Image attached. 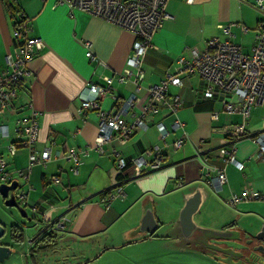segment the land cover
<instances>
[{"label":"crops","instance_id":"crops-1","mask_svg":"<svg viewBox=\"0 0 264 264\" xmlns=\"http://www.w3.org/2000/svg\"><path fill=\"white\" fill-rule=\"evenodd\" d=\"M11 5L16 7L13 13ZM164 6L170 17L151 35L152 45L140 67L144 76L136 90L131 79L116 81L131 50V32L87 11L68 10L67 5L55 0H0V68L13 47L12 28L20 14L27 18L28 35L43 40V47L28 64L12 107L0 117L12 129L18 115L35 111L38 137L33 146L37 151L50 148L49 159L32 164L28 183L20 187L28 202L36 206L35 210L27 208L29 213L44 214V219L26 233V252L18 254L27 264H264V253L256 249L262 242L253 239L264 226V160L256 157L252 139V135L264 133V101L250 111L245 123L248 135L233 139L231 130L242 123L241 115L227 113L216 99L199 98L200 79L197 74L188 75L183 77L182 86L170 85L166 90L169 97L179 94L183 100L177 113L165 104L159 105L150 115L147 128H137L123 144L103 143L102 152L93 143L98 135L96 112L78 111V93L90 83L105 84L103 77L108 75L112 77L111 88L100 96L98 105L107 110L113 107L114 96L122 99L135 94L140 103L121 113L130 123L140 114L141 103L146 102L147 87L173 69L179 56H187L190 48L203 51L214 36L226 38L219 24H231L233 35L229 39L249 52L255 26L264 20V12L258 11L254 0H167ZM86 50L91 51L92 58L86 57ZM176 117L186 137L174 150L176 134L171 132L160 139L155 123L162 122L169 128ZM12 138H0V153L7 157V170L14 178L16 170L28 164V149L19 148L8 155L6 144ZM152 145L163 147L164 165L155 170L143 166L142 174L121 181V196L104 203L119 180L113 149L133 162ZM69 148L81 160L75 172L69 169L71 160L65 155ZM232 152L242 163L240 169L227 161ZM220 170L223 189L215 193L208 179ZM50 175H58L60 181L49 183L46 180ZM194 184L209 190L194 215L196 223L237 231L240 239L220 240V244L241 252L239 258L225 261L194 250L179 242L178 231L171 227L152 235L136 231L145 196H151L153 213L159 221L172 222L183 203V193ZM244 190L256 191L262 198H248L236 206L228 204L229 197ZM57 221L62 227L56 226ZM23 222L25 219L16 224ZM44 224L60 234L58 242L46 249L30 250L34 244L28 238Z\"/></svg>","mask_w":264,"mask_h":264},{"label":"built area","instance_id":"built-area-1","mask_svg":"<svg viewBox=\"0 0 264 264\" xmlns=\"http://www.w3.org/2000/svg\"><path fill=\"white\" fill-rule=\"evenodd\" d=\"M44 1V0H43ZM46 1V0H45ZM58 4H65L68 10L79 9L87 11L93 16H97L103 21L112 23L133 34L134 40L131 43V50L127 55L125 66L118 73V82L133 80L136 90L139 89V81L143 79L141 67L142 58L152 43L151 35L155 30L162 27L165 19L170 15L165 11L167 0H55ZM188 2L193 0H186ZM258 11L264 12V0H254ZM231 24H219L218 28L226 35L225 39L220 40L217 36L209 39L207 47L203 51L190 48L188 55H181L176 60L173 69L167 70L158 83L150 84L147 87L148 97L146 102L141 103L140 114L134 120L127 123L121 113L140 103V99L135 94H130L125 98L119 99L114 96L113 107L107 110L102 109L99 98L104 92L111 88L112 77L104 76L105 84L90 83L83 87L79 95L80 105L78 111L94 110L98 118V135L95 138L94 147L102 152L103 143L113 142L123 144L130 138L137 128H147V121L150 115L157 110L159 105L165 104L171 112L177 113L182 106L183 100L179 94H167L170 85L182 86L183 77L197 74L200 79L197 96L204 99H216L221 102L223 110L227 113H239L242 123L235 125L231 134L233 139H238L248 135L246 122L250 116L252 107L264 101V20L259 21L254 30V42L249 52L242 51L239 44L229 38L232 37ZM246 31L244 25H240ZM30 26L27 18L20 14L14 22L12 28L13 47L5 55V66L0 68V117L6 110L12 107V101L16 97L24 75L28 71V64L37 51L43 47V40L40 36H29ZM87 58H92L90 50L85 51ZM31 107V105H29ZM23 107H20L22 111ZM215 114L213 117L215 118ZM159 130L160 139L166 138L171 132L176 134L172 142L174 150L179 149L185 139V132L182 122L176 117L171 125L166 127L162 122L155 123ZM10 139L6 144L8 155L12 156L19 148L28 149V164L22 169L16 170V176L12 178L7 170L8 159L0 153V183H9L12 179H17L19 185L15 190L16 200L26 208L35 210L36 206L28 202L27 195L20 187L28 183V174L32 164L44 163L49 159L50 148L45 147L42 151H37L33 143L38 137V125L36 122V112L31 110L27 114L17 116L12 129L0 120V138ZM256 144V157L264 160V133L252 135ZM164 146L168 144L164 141ZM163 147L152 145L144 150V155L139 156L133 161L134 176L144 172L143 166L155 170L161 168L165 163V156L162 152ZM114 148L112 154L115 157L117 174L127 164L126 158L118 154ZM70 160L69 169L73 172L81 160L74 149L69 148L65 154ZM227 161L237 168L242 167L241 161L230 153ZM49 183H58V175H50L47 178ZM224 175L221 170L215 175L209 176L208 183L215 193L223 189ZM122 180L115 182V192L106 196L103 200L107 203L110 198L123 194ZM262 198L258 192L242 191L239 195H232L228 199V204L236 206L239 202L248 199ZM44 215V214H43ZM62 223L57 221L56 226L62 227Z\"/></svg>","mask_w":264,"mask_h":264},{"label":"water","instance_id":"water-1","mask_svg":"<svg viewBox=\"0 0 264 264\" xmlns=\"http://www.w3.org/2000/svg\"><path fill=\"white\" fill-rule=\"evenodd\" d=\"M19 182L17 179H12L9 183H0V196L2 197L3 204L8 207H14L18 211L19 215L25 222L19 224L24 240L26 238V233L28 230H31L35 227L36 224H39L40 219L43 220L44 217L41 213L39 214H30L27 211V208L21 205L15 198V190ZM183 192V191H182ZM209 190L202 185H191L188 186L187 192L183 193V203L179 210H177V217L171 222H163L159 221L155 214L153 213V201L151 200V196H145L142 201L143 205V214L139 220V225H136V231L144 232L147 234H153L157 230L168 229L166 227L167 223H172L171 230L176 229L178 231L177 239L180 242L186 243L190 248L197 250L199 252H203L206 254L212 255L217 259L231 261L232 257L239 258L242 256L241 252H233L230 247H224L220 244V240L228 241L230 239H240L241 236L237 234V231L233 229H213L210 227L202 226L200 223H196L197 221L194 218L195 213L199 210L200 206L205 201L206 196L208 195ZM35 220V221H34ZM34 223L29 225V223ZM36 232L28 238L29 242L33 244L40 242V240L48 239L54 240L58 242L60 234L52 229V227L48 224L38 225L35 228ZM236 232L237 235L234 237L232 234ZM5 234V227L2 223H0V238ZM258 237L264 238V226L255 233ZM247 239V242L249 243ZM13 246L9 243H1L0 242V264H18L16 261H5L9 258L11 253H17V250H13ZM256 249L260 252L264 253V243H261ZM221 255H218V253ZM245 259H247L245 257ZM27 264V262H24Z\"/></svg>","mask_w":264,"mask_h":264},{"label":"rangeland","instance_id":"rangeland-1","mask_svg":"<svg viewBox=\"0 0 264 264\" xmlns=\"http://www.w3.org/2000/svg\"><path fill=\"white\" fill-rule=\"evenodd\" d=\"M28 212H30L27 209ZM21 220H24L21 215H19L18 211L14 207H8L3 204L2 197L0 196V223H2L5 227V234L3 235L2 238H0L1 243H9L13 246L12 251L15 249L17 250V253H11L8 259L5 261H16L18 264H24L23 257L18 254H24L26 252V245L25 242L22 243H15L12 242L10 239V226L12 223H19ZM166 227H171L170 223H167ZM254 240L260 241V243H264V238L258 237L257 235L253 236ZM218 255H221V253L217 252ZM31 259V257H29ZM59 264H65L64 261H60Z\"/></svg>","mask_w":264,"mask_h":264},{"label":"trees","instance_id":"trees-1","mask_svg":"<svg viewBox=\"0 0 264 264\" xmlns=\"http://www.w3.org/2000/svg\"><path fill=\"white\" fill-rule=\"evenodd\" d=\"M12 13L15 12L16 7L11 5ZM134 163L133 162H127V164L124 165V167L120 170V172L117 174L118 179L123 180L125 178H131L133 177V169H134ZM10 239L12 242L15 243H22L24 241L22 230L19 226V224L12 223L10 226ZM56 245V242L54 240H40V242L35 243L32 245L30 250L38 251L42 249H46L48 246H54Z\"/></svg>","mask_w":264,"mask_h":264}]
</instances>
